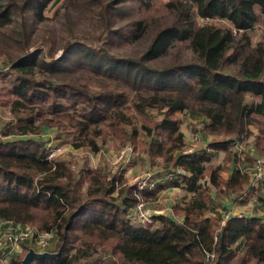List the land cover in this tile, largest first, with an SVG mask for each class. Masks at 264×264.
Listing matches in <instances>:
<instances>
[{
  "label": "trees",
  "instance_id": "trees-1",
  "mask_svg": "<svg viewBox=\"0 0 264 264\" xmlns=\"http://www.w3.org/2000/svg\"><path fill=\"white\" fill-rule=\"evenodd\" d=\"M126 1H63L69 39L57 32L48 36V57L30 50L37 41L30 38L36 22L46 20L44 10L52 0L0 4V27L11 24L17 11L32 17L29 32L25 19L21 23L20 51L14 59L8 54L11 61L0 73L9 79L0 86V100L10 96L4 105L14 120L0 131V219L21 224L40 220L43 229L54 228L52 251L58 255L31 264H264L261 218L230 215L220 224L222 213L216 209L224 206V198L236 200L244 192L247 198L254 191L239 165L246 158L234 148L243 149L239 139L251 133V126L257 131L254 145L264 150V34L255 42L247 34L259 22L264 29V0H168L172 16L167 22H150L152 0ZM197 15L225 18L241 32L236 36L230 26L198 24ZM121 20L123 27L113 28ZM80 23L93 25L94 36L88 38ZM55 34L61 36L60 44ZM115 34L135 48L122 56L112 54L108 48ZM61 44L70 50L67 59ZM58 46L63 53L55 58ZM150 109L163 117L142 124L149 136L143 149L151 158L164 157L183 169L154 188L136 190L120 168L111 176L100 167L73 169L65 160L48 159L43 141L26 137L55 126L75 135V147L96 152L105 128H119L121 136L133 139L136 128L131 133L126 128L133 123L129 112ZM178 111L200 117L210 135L224 138L196 153H180L185 139L174 116ZM10 136L21 138L6 140ZM220 150L232 169L209 166ZM224 170L227 177L221 175ZM180 186L190 197L174 204L172 215L152 212L151 223L128 216L139 202L144 207L141 198ZM29 247L23 245L12 264H21Z\"/></svg>",
  "mask_w": 264,
  "mask_h": 264
},
{
  "label": "rangeland",
  "instance_id": "rangeland-1",
  "mask_svg": "<svg viewBox=\"0 0 264 264\" xmlns=\"http://www.w3.org/2000/svg\"><path fill=\"white\" fill-rule=\"evenodd\" d=\"M63 1L65 0H52V2L45 8L44 15L46 16V20L43 22H36L34 25L36 30L32 34L30 40L37 41L32 42L31 51H37L40 53L41 56H47L48 57V48H47V37L48 36H54V32L61 33L62 36L66 37L63 39L68 40L69 39V31L66 30V15H64V9H63ZM168 0H152L149 5V11H147V14H149V20L151 21H163L167 22L170 20V17L172 16L171 9L169 6H165V3ZM5 0H0V4H3ZM130 0H127L126 3ZM135 7V13H138L137 8V2L131 3ZM141 11H144V4H142ZM63 9V10H62ZM57 12V16H54V12ZM141 13V12H140ZM71 15H74V13H69ZM129 15H133L132 11L128 12ZM139 14V13H138ZM26 21V32H29L30 26L32 22L31 12L26 15L22 14L21 12L17 11L13 14V22L9 25H5L0 27V73L8 68V65L10 63V58L8 57V54H10V57L12 59L16 58L15 54L18 53L21 46V41L18 43V40H20L19 34H22L23 28L21 26V23ZM75 19V16L72 17V21ZM196 21L198 24L203 23H213L220 27H232L231 29L234 32V35L238 36L240 34V30H238L235 26L230 23L229 20L225 18L215 17L214 19H207L202 18L200 16H196ZM124 20L114 22L113 28L119 29L122 26V23ZM162 23V22H161ZM87 24V23H86ZM151 24V23H150ZM77 25H84L83 23L77 24ZM84 33L87 35L88 38H91L96 33L94 29V26H82ZM34 30V29H33ZM82 30V29H81ZM248 35H250L251 39L255 42L261 39V37L264 34V29L261 28L260 22L256 23L254 28L250 29L247 32ZM58 38V44H60L61 36L58 34H55ZM123 38H118L115 34L113 38L111 39V42L109 43V51L112 54H116L119 56H122V54L126 51H131L133 48H135V43L132 45L125 44V41L122 40ZM53 45H56V40L53 43ZM62 48L65 49V56L64 58L67 59L70 50H68L67 47L62 45ZM61 46H58L54 52L52 53L53 57H59L63 53V49ZM173 52V50H172ZM77 74H79L80 70H74ZM9 83V79L7 76L3 73L0 75V86L6 85ZM7 98H10L8 94H4L1 97L0 100V131L5 125V123H11L14 122L12 118V114L9 110V107L7 105H4V102L7 100ZM129 114L132 116L133 123L129 126H127V130L129 133H131V130L133 128H136V133L133 135V139H126L123 136L120 135L122 132L121 129H117L118 131H113L110 128H105V132L100 138H97L99 149L98 151L94 152L87 146L82 147H75L73 143V133H68L67 131L59 132V130L55 126L51 127H45L41 131H39L37 134H29L26 135V137H33L38 138L39 140L43 141L45 143L46 151L50 149V151L54 154L51 158L54 159H61L65 160L66 162H69L73 169H79L81 167H88V168H95L100 167L103 168L105 172L108 173V175H112L117 171V168L119 167V162L116 159L117 151L123 147L125 144L130 143L135 147L136 154L133 159H131L129 163V171H124V177L125 180H128V184H132V174L134 173L142 176L146 171H151L155 173V178L163 176L165 173H168L172 177L177 175L178 173L182 172L183 169L180 166L173 165L172 160H166L164 157L156 156L150 157V154L147 152L148 150L143 149V145H147L149 141V136L144 133L142 124L149 123L150 121H160L163 117V113L156 110V109H150L145 114H137L136 112H129ZM187 114L184 112L178 111L174 116L176 118L180 119V122L183 123L187 119ZM188 124H190L188 122ZM191 130L195 127V124L188 125ZM125 130V128H124ZM251 133L248 134L244 139H239L240 144L243 146V149L241 148V152L238 151V148L234 146V148L239 152V156H242V158H246L245 162L242 164V162L239 164L245 171L246 168L253 165V162L255 160V157H260L264 155V150H259L254 145V139L253 136L256 135L257 131L256 129L251 126L250 127ZM201 131H204V133L209 134L203 127ZM210 138H212V141L222 139L224 138L221 135H209ZM23 137V136H22ZM23 137V138H26ZM21 137H15L10 136L7 137L6 140H15L20 139ZM127 141V142H126ZM126 142V143H124ZM124 143V144H123ZM123 144V145H122ZM138 144V145H137ZM198 144V143H196ZM196 144H192L188 142L185 144L181 149H184L185 147H191L193 152H198V146ZM252 145L254 151L251 152L250 146ZM137 146H139L142 149H139ZM225 151V150H224ZM220 150L216 153V155L209 161V166L214 167L217 164H222L224 166H227V162H224L225 159V152ZM234 152V151H233ZM177 154L179 153L176 152ZM123 167V165H121ZM121 169V168H120ZM109 171V172H108ZM167 174V175H168ZM87 185H84V188ZM254 188V191L248 193V197L244 198L242 201L245 200L246 203L249 204V208L246 210H240V208H235V215L244 216L245 212L250 210V212L257 214L260 218H264V192L260 190V184ZM190 197V194H187L184 189L180 187L171 188L169 190L164 189L163 191L159 192L155 197L150 198H141L144 202V207L150 210H153L152 208L158 209L160 207H163L164 209L170 208L171 204H173L175 201L176 203L182 204ZM226 199V198H225ZM229 199V198H227ZM175 203V204H176ZM221 207H217L216 209H220ZM162 209V208H161ZM222 209V208H221ZM219 211V210H218ZM227 213V211H224ZM210 215L211 213H207ZM44 215L43 212L39 213V216L42 217ZM176 217V216H175ZM264 222V221H263ZM17 222H10L4 226L1 225V227H8L11 224H14ZM21 224V223H20ZM30 225L35 226L39 228L42 231H49L46 229H43L42 222L40 220L36 221L35 223H29L25 222L23 225ZM137 224V223H135ZM54 232V228H53ZM55 233V232H54ZM28 246H31L30 244H27ZM56 246V236L54 235V238L52 240V248L54 249ZM51 248V249H52ZM52 249V250H53ZM99 251H102L100 249ZM103 257L105 261L106 256H95V258ZM103 261V260H101ZM234 260L230 263L233 264Z\"/></svg>",
  "mask_w": 264,
  "mask_h": 264
},
{
  "label": "built area",
  "instance_id": "built-area-1",
  "mask_svg": "<svg viewBox=\"0 0 264 264\" xmlns=\"http://www.w3.org/2000/svg\"><path fill=\"white\" fill-rule=\"evenodd\" d=\"M203 123L201 121H195V132L192 134V142L198 141L199 139V131L203 129ZM186 146V145H185ZM235 147L238 148V151L241 152V148L238 144H235ZM135 151L132 144L127 143L123 147H121L116 154V159L119 161L120 165L124 162L127 163L131 159L134 158ZM184 155L193 154L191 147H185L181 149V152ZM54 154L48 150L47 157L48 159H52L51 157ZM245 171L250 176V186L256 187L259 184H264V155L260 157H255L253 165L246 168ZM167 172L164 174L165 179L172 177ZM168 174V175H167ZM132 183L135 184L136 190H141L146 187L154 188L158 182L162 181L161 179H157L154 177L153 172L146 171L142 176L137 174L132 176ZM247 192L242 193L238 200H243L246 197ZM231 215V212H227L222 215V219L220 224H223L225 220ZM133 221H137L140 223H151L152 222V212L150 209H146L143 207V203L139 202L134 208H132L128 215ZM10 223L7 220L0 219V264H12V261L17 257L16 254L21 253L23 245L30 244L37 250H50L52 251V240L54 238V232L51 231H42L35 226L23 225L20 223H14L9 225L8 227H1ZM52 248V249H51ZM212 256V254H210Z\"/></svg>",
  "mask_w": 264,
  "mask_h": 264
},
{
  "label": "crops",
  "instance_id": "crops-1",
  "mask_svg": "<svg viewBox=\"0 0 264 264\" xmlns=\"http://www.w3.org/2000/svg\"><path fill=\"white\" fill-rule=\"evenodd\" d=\"M197 120L198 121H201V118L200 117L192 118V116H190V115L187 114V119L185 120V122H183V123L180 124V128H181L182 132L184 133L185 144H187L188 142H190L192 144L198 143V144H196L198 146V150H200V149H206L205 147H207L208 144L210 142H212V138H210V136H209L210 134L204 133V131H199V139H198V141H195V142H192L191 141L192 134L196 130H195V127L193 128V130H191V128L188 125H190L191 123H192V125H194L195 124V121H197ZM188 122L190 124H188ZM243 163L244 162H242V164ZM122 165H123V167H121V165L119 164V167L118 168H121V170H124V171H126V170L129 171V169H130L129 166L130 165H129L128 162L127 163L124 162ZM243 165H245V164H243ZM227 166L230 169L233 168V165L232 164L230 165L229 163H227ZM133 175H134V173L132 174V176ZM153 175L155 177V173L154 172H153ZM221 175L223 177H227L229 175V172L224 170V171L221 172ZM170 178H172V177H170ZM157 179H161L163 181V180H165V176L163 175V176L157 177ZM249 186H250V184H249ZM171 188H175V187H167L166 189L169 190ZM260 190L264 192V189H263V186L262 185H260ZM176 202L177 201H175L173 204H171L170 205L171 206L170 208H166V209H164L163 207H160L158 209L152 208L153 210H150V211L151 212H155V214H161V213H163V214H166V215H172L173 214V211H172L173 210V205ZM220 202H221V204L223 203L224 206H225V207L224 206H221L222 209L221 208L218 209L222 213V215L225 214L224 211H227V212L229 211V212H231V215L233 216L236 213L235 212V208L236 209L240 208V210H246V209L249 208V204L246 203L245 200L244 201L238 200V199H236V200H230V199H227V198L225 199L224 198L223 200H220ZM244 216L251 217V216H258V215L257 214H254V213L250 212V210H248V211L245 212ZM261 220L264 221V218H261ZM19 254L20 253L16 254V256H18Z\"/></svg>",
  "mask_w": 264,
  "mask_h": 264
},
{
  "label": "water",
  "instance_id": "water-1",
  "mask_svg": "<svg viewBox=\"0 0 264 264\" xmlns=\"http://www.w3.org/2000/svg\"><path fill=\"white\" fill-rule=\"evenodd\" d=\"M59 251H50V250H37L34 247L30 246L28 251L25 253L21 259V264H31L33 259H42V258H54L58 255Z\"/></svg>",
  "mask_w": 264,
  "mask_h": 264
}]
</instances>
